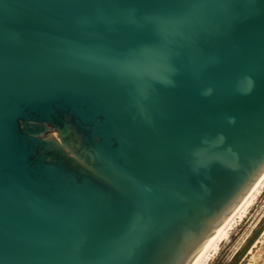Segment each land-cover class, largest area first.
<instances>
[{"label":"water","instance_id":"1","mask_svg":"<svg viewBox=\"0 0 264 264\" xmlns=\"http://www.w3.org/2000/svg\"><path fill=\"white\" fill-rule=\"evenodd\" d=\"M264 175V0H0V264H196Z\"/></svg>","mask_w":264,"mask_h":264},{"label":"rangeland","instance_id":"2","mask_svg":"<svg viewBox=\"0 0 264 264\" xmlns=\"http://www.w3.org/2000/svg\"><path fill=\"white\" fill-rule=\"evenodd\" d=\"M236 218L206 264H264V184L245 216Z\"/></svg>","mask_w":264,"mask_h":264},{"label":"bare ground","instance_id":"3","mask_svg":"<svg viewBox=\"0 0 264 264\" xmlns=\"http://www.w3.org/2000/svg\"><path fill=\"white\" fill-rule=\"evenodd\" d=\"M263 184L264 175L246 196V198L242 201V203L237 207V209L233 212V214L229 217V219L224 223V225L220 228V230L216 233L212 240L208 243L196 264L208 263L207 261L211 258V255L217 251L220 243L226 238L229 230L232 228L234 218L238 216H245L247 209L253 204L255 196L259 192L260 186Z\"/></svg>","mask_w":264,"mask_h":264}]
</instances>
